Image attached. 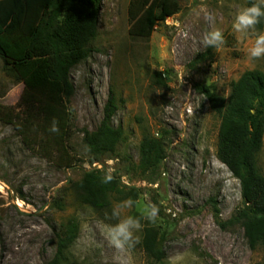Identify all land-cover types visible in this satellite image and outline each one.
I'll use <instances>...</instances> for the list:
<instances>
[{
  "label": "rangeland",
  "instance_id": "obj_1",
  "mask_svg": "<svg viewBox=\"0 0 264 264\" xmlns=\"http://www.w3.org/2000/svg\"><path fill=\"white\" fill-rule=\"evenodd\" d=\"M178 1L179 11L146 39L130 34L132 0H103L90 56L70 72L74 136L68 156L35 146L11 123L25 116L19 106L24 84L5 72L0 58V264H48L57 234L71 219L80 233L69 263L154 264L141 247L142 230L139 243L122 256L105 237L104 225L116 222L110 219L113 206L125 200L112 198L109 209L95 211L76 199L70 183L93 168L112 169L123 185L139 190L136 201L157 205L154 224L165 235L167 255L160 264H264V249L250 248L242 226L222 229L216 222L215 206L228 221L246 205L239 180L217 158L220 118L195 88L213 86L228 98L231 83L245 72L264 73V58L247 55L255 35L232 30L236 13L250 0ZM214 28L226 40L219 50L201 44ZM111 98L117 107L112 124L122 128L123 140L115 157L90 166L83 131L100 126ZM145 134L166 143L162 166L146 177L137 170ZM257 165L264 174V142ZM139 214L135 206L124 213Z\"/></svg>",
  "mask_w": 264,
  "mask_h": 264
},
{
  "label": "trees",
  "instance_id": "obj_2",
  "mask_svg": "<svg viewBox=\"0 0 264 264\" xmlns=\"http://www.w3.org/2000/svg\"><path fill=\"white\" fill-rule=\"evenodd\" d=\"M18 1L23 7L16 10L13 5ZM102 2L0 0V58L5 72L24 84L19 106L25 109V116L11 120V123L22 132L25 140L33 138L35 146L41 148V144H45L53 153L69 155L68 148L74 136L69 100L75 91L70 72L90 56V45L98 35ZM178 2L132 0L130 34L150 38L159 22L179 11ZM253 3L258 2L250 0L249 6ZM263 28L264 19L257 30ZM198 58L202 59L204 55ZM195 88L220 118L217 158L239 180L246 205L228 221L220 219V211L215 206L216 222L222 229L242 226L250 248L264 249V174L257 165L264 142V73L259 70L245 72L231 83L228 98L218 94L213 86L197 84ZM116 108L111 98L100 126L95 131H83L86 163L90 166L112 159L118 152L123 130L112 124ZM53 121L58 124V133L50 131ZM165 159L164 139L145 134L140 144L137 170L145 177L155 175ZM68 167H73V162L69 161ZM104 174L105 171L93 168L86 170L80 180L70 183L80 203L102 211L111 207L115 197L136 201L139 195L136 187L123 185L120 177L114 174L112 182L104 184L101 182ZM79 233L78 221L69 220L56 236V253L48 264H71L67 254ZM164 240L165 235L159 227L145 222L141 247L154 264L162 263L167 257Z\"/></svg>",
  "mask_w": 264,
  "mask_h": 264
},
{
  "label": "clouds",
  "instance_id": "obj_3",
  "mask_svg": "<svg viewBox=\"0 0 264 264\" xmlns=\"http://www.w3.org/2000/svg\"><path fill=\"white\" fill-rule=\"evenodd\" d=\"M211 20L212 17H206ZM264 19V5L262 3H253L239 10L233 20L232 30L236 34L246 35L252 33L255 35L254 43L248 49L249 60H259L264 58V33L257 34V26ZM226 43L222 29L214 28L205 32L201 44L204 48L221 49ZM51 132H59L56 121H53L50 128ZM114 179L112 169H108L102 177V183H111ZM137 207L139 216L124 215L125 211ZM159 214V208L155 204H143L134 201L131 198L115 204L112 208L110 219L115 223L105 224L104 232L109 245L115 252L122 256L139 243L137 235L144 225L142 220L149 223H155Z\"/></svg>",
  "mask_w": 264,
  "mask_h": 264
}]
</instances>
